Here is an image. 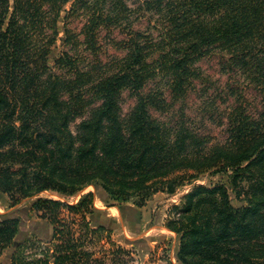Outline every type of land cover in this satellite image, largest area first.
<instances>
[{"label":"trees","instance_id":"1","mask_svg":"<svg viewBox=\"0 0 264 264\" xmlns=\"http://www.w3.org/2000/svg\"><path fill=\"white\" fill-rule=\"evenodd\" d=\"M70 1L0 0V192L13 207L32 200L38 217L27 224L20 211H0V264L6 252L10 264L97 262L84 249L107 230L89 219L95 193L76 204L43 193L94 186L142 205L213 170L250 181L248 203L234 207L222 185L184 195L165 225L178 262L264 264V0H136L156 18V36L133 29L128 0H74L51 67ZM77 17L79 32L70 28ZM116 30L124 37L111 39ZM105 38L124 54L105 59ZM215 53L258 91L259 105L228 84L225 109L213 97L202 114L188 112L204 81L199 63ZM126 93L136 99L127 112ZM207 118L223 122V138L206 130Z\"/></svg>","mask_w":264,"mask_h":264},{"label":"rangeland","instance_id":"2","mask_svg":"<svg viewBox=\"0 0 264 264\" xmlns=\"http://www.w3.org/2000/svg\"><path fill=\"white\" fill-rule=\"evenodd\" d=\"M74 0H71L61 14L59 22V38L56 45L53 47L49 57V64L54 67L55 61L65 49L64 39V19L66 11L70 9ZM131 7L135 9V15L132 16L134 21L133 29L147 31V33L156 36L157 22L150 14L142 12L138 8L136 0H128ZM85 23L83 17H77L71 24L70 28L80 31ZM106 35V33L104 32ZM112 38H123L124 35L116 30ZM103 57L109 58L114 55H123L124 52L119 50L110 42V38L103 40ZM221 54L215 53L204 58L199 67L204 75V81H199L197 88L188 99V112L191 115L202 114L198 111L203 103V99L217 98V103L221 111L226 108L227 103L226 86L228 84L238 88L247 98L253 103V106L259 105L260 95L258 91L249 86L245 77L238 75H229L223 71ZM207 93L205 95V90ZM203 97H202V93ZM135 97L126 93L124 95L123 109L129 111L135 104ZM218 121V122H217ZM206 130L210 131L218 138L224 137V125L220 120L214 122L207 118ZM20 165H17L18 168ZM235 173L232 170L208 171L198 175L195 179L185 182L180 186L175 193L166 191H158L148 197L142 205L136 203V199H125L124 196L118 197L111 194H105L101 190H97L94 186H89L86 189L79 191L72 196L55 197L50 193H43L42 197H50L62 199L76 204L89 193H95V213L89 216L93 222H102L107 226V230H102L98 237L89 238L84 246L86 251L92 255V259L97 261L94 264H147L149 261L158 260L165 261L164 264H169L174 254L175 233L166 228L169 212L174 205H179L182 202L184 195L189 193L195 186L205 185L214 187L222 185L226 188L232 205L236 208L246 206L248 197L250 196V181L234 180ZM32 200H26L19 205L13 207V203L7 193L0 192V211L2 213L21 212L27 224L31 220L27 217L38 220L34 212L29 213ZM67 216V213H66ZM45 227L50 225L43 223ZM79 229V226H76ZM51 229V228H50ZM177 240V239H176ZM4 264H10V253L6 252L1 258Z\"/></svg>","mask_w":264,"mask_h":264},{"label":"crops","instance_id":"3","mask_svg":"<svg viewBox=\"0 0 264 264\" xmlns=\"http://www.w3.org/2000/svg\"><path fill=\"white\" fill-rule=\"evenodd\" d=\"M176 236V235H175ZM177 237H175V245H174V254L173 257L171 258L169 264H180L177 260V256H176V252H177V248H178V240H176ZM165 261H162L161 259L158 261H154V262H148L147 264H164Z\"/></svg>","mask_w":264,"mask_h":264}]
</instances>
